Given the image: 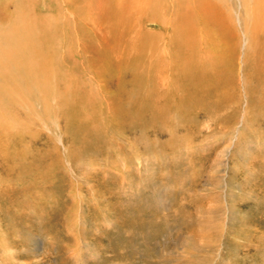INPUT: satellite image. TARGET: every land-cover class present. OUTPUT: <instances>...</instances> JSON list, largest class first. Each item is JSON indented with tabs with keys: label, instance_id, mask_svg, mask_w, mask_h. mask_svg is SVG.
<instances>
[{
	"label": "rangeland",
	"instance_id": "obj_1",
	"mask_svg": "<svg viewBox=\"0 0 264 264\" xmlns=\"http://www.w3.org/2000/svg\"><path fill=\"white\" fill-rule=\"evenodd\" d=\"M143 1L16 0L0 11L11 18L0 19V53L11 46L0 124L14 126L0 152V264H264L263 96L252 101L247 84L255 43L239 47L256 17L206 0L239 34L227 67L236 85L157 116L137 98L129 48L142 29L162 31L143 24ZM174 1L159 0L160 19L179 14Z\"/></svg>",
	"mask_w": 264,
	"mask_h": 264
},
{
	"label": "bare ground",
	"instance_id": "obj_2",
	"mask_svg": "<svg viewBox=\"0 0 264 264\" xmlns=\"http://www.w3.org/2000/svg\"><path fill=\"white\" fill-rule=\"evenodd\" d=\"M14 1L16 0H0V11L9 9L12 4L14 5ZM95 1L83 0L84 4L87 3L83 6V9L87 7L88 3L94 5ZM101 1L112 3L115 0ZM119 1L122 2L123 0ZM158 2L159 0H144L140 12L146 15L143 24L145 22L155 24L162 31L150 32L142 29L138 43L135 42L129 45V48L137 51V59L132 60L133 64L140 63L141 67V70L135 68L138 72H141L137 94L140 104L146 103L149 107L156 106L152 114L158 116L172 115L174 110L177 111V107L181 109L187 107L186 110H192L195 107L207 106L205 103L207 99L211 101L221 99L220 94L226 93L229 87L230 90L236 85L234 68L232 67L228 71L227 67H230L233 63L234 47L238 42L239 34L237 37L235 28L231 25L229 14L218 8L213 9V11L219 14H211V9H208V7L213 8L215 3L206 0H175V5L178 4L182 8L179 14H173L171 19L162 18L161 14L162 19H160L158 16ZM233 2L238 5L236 6L238 14H254L256 17L251 29L249 27L244 29L240 24L244 37L239 47H241V44L243 46V42H245V50H252V43H255L254 50L250 51V62L254 61V64H252L253 67L250 66L251 71L248 73L247 80L249 83L247 84H249L252 93V101L256 99L259 92L263 96L261 97V106L264 107V41L262 40L264 38V0H233ZM122 13H124L122 7H115L113 11L114 18L119 20ZM0 19L9 20L11 18L10 15H4L0 16ZM14 32L16 30L13 31L12 29L11 31L9 29L7 34ZM231 33L234 40L231 39L232 36L230 37ZM27 34L24 35L25 39L29 38L30 42L33 41L34 37L29 36V33ZM162 34L166 38L164 42L165 53L156 55L159 53ZM10 35L12 37V34ZM2 43H4V40L0 41V44ZM6 47L11 48V46ZM239 47H236V49H239ZM7 48L1 49V56H5L9 52ZM38 52L40 51L36 49V53ZM30 56H33V54ZM225 68H227V71ZM162 79L171 85L168 88L165 87L164 90H159V80ZM255 84L258 85V91L253 89ZM191 90H194L195 93L189 95L190 98L188 97L187 100H180L176 103L174 99L176 95ZM12 128L14 126L10 123L0 124V135L3 138L0 139V152L5 144L9 145L11 143L10 139L12 138H9V135ZM28 134L22 130L18 137L26 138Z\"/></svg>",
	"mask_w": 264,
	"mask_h": 264
}]
</instances>
